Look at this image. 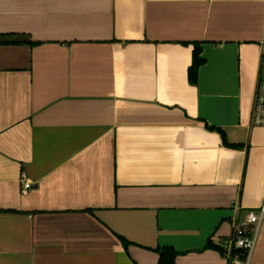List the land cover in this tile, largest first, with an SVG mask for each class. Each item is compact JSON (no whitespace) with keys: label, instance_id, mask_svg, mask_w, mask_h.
<instances>
[{"label":"crops","instance_id":"crops-1","mask_svg":"<svg viewBox=\"0 0 264 264\" xmlns=\"http://www.w3.org/2000/svg\"><path fill=\"white\" fill-rule=\"evenodd\" d=\"M263 35L264 0H0V264H227L264 206Z\"/></svg>","mask_w":264,"mask_h":264},{"label":"built area","instance_id":"built-area-1","mask_svg":"<svg viewBox=\"0 0 264 264\" xmlns=\"http://www.w3.org/2000/svg\"><path fill=\"white\" fill-rule=\"evenodd\" d=\"M260 47L264 56V35ZM251 123L254 126L264 127V84L258 87L255 94ZM31 186V183H26L24 188L30 189ZM263 218L264 206L258 213L250 211L243 220L237 218L233 220V234L221 245L227 264H251Z\"/></svg>","mask_w":264,"mask_h":264},{"label":"trees","instance_id":"trees-1","mask_svg":"<svg viewBox=\"0 0 264 264\" xmlns=\"http://www.w3.org/2000/svg\"><path fill=\"white\" fill-rule=\"evenodd\" d=\"M4 38H6V37L0 36V45L20 44L19 41H17V42L16 41H10V40H5ZM201 55H202V48H201L200 44H195L194 50H193L192 64L188 70V79L192 85H197L198 77H199V70H200L201 66H203L205 64V60H203L201 58ZM207 127L211 131H217V132L221 133L223 140H224V144L226 146H228L230 148L240 147V145L229 144L226 140L225 133L221 129L211 127V126H207ZM121 241L124 244H127V242L122 238H121ZM220 250L223 253L222 248H220ZM177 256H178V253L175 252L172 248H162L159 251V262H158V264H175Z\"/></svg>","mask_w":264,"mask_h":264}]
</instances>
